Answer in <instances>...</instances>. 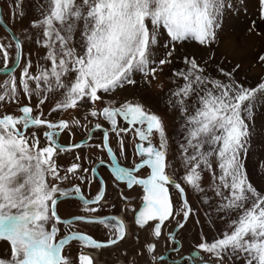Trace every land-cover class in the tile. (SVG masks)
<instances>
[{
  "label": "snow or ice",
  "instance_id": "snow-or-ice-1",
  "mask_svg": "<svg viewBox=\"0 0 264 264\" xmlns=\"http://www.w3.org/2000/svg\"><path fill=\"white\" fill-rule=\"evenodd\" d=\"M45 3L39 17L24 26V0H12L9 16L21 31L9 28L0 35V74L7 77L0 83V105H14L19 112L0 114V242L6 245L0 264H94L85 249L116 246L130 229L145 230L148 237L131 258L124 251L126 264H139L145 254L156 264L164 259L156 255L157 241L166 236L175 245L176 230L190 217L200 222L186 188L219 219L226 218V226L210 239L198 233V242L179 257V264H225V257L264 264V186H254L244 163L256 105L264 106V78L251 86L236 79L239 63L210 70L208 61L183 55L182 66L171 68L173 86L166 98L179 115L172 161L164 117L140 98L117 96L137 84L136 74L151 86L173 64L178 46L195 42L211 48L217 43L231 0ZM258 6L264 23V0ZM247 31L264 35L256 20ZM26 43L44 49L35 67L31 51L25 54ZM256 60L264 65V52ZM75 130L83 131L80 140ZM64 133L67 143L59 139ZM126 137L132 140L129 164L121 163L129 160ZM176 159L178 168L173 167ZM100 166L109 171L122 216L100 215L116 208L107 200L109 182L97 175ZM136 188L142 195L132 194ZM61 204L77 210L62 215ZM173 221L174 229L165 232ZM78 225L102 227L105 234L97 238ZM134 234L139 240V232ZM74 243L75 257L70 252Z\"/></svg>",
  "mask_w": 264,
  "mask_h": 264
},
{
  "label": "rangeland",
  "instance_id": "rangeland-1",
  "mask_svg": "<svg viewBox=\"0 0 264 264\" xmlns=\"http://www.w3.org/2000/svg\"><path fill=\"white\" fill-rule=\"evenodd\" d=\"M231 2L233 8L227 10L225 13L224 29L218 33V42L213 44L211 48L199 46L195 42H188L182 46H178V50L174 54L173 64L171 66H166L163 72L158 73L157 80L154 81L151 86L143 83L142 77L136 74L134 78L137 80V84L135 86H126L117 93V96H135L140 98L145 103L146 107L164 117L166 131L169 137L168 158L170 161L173 160L174 156H177V142L179 140L177 125L179 123V115L178 112L173 111L167 105L166 98L168 89L173 86L170 79L171 68L182 66L183 55L192 54L201 61H208L210 70L216 65L231 69L235 64L239 63L241 67L235 73L236 79L246 82V84L251 86H255V83L259 79L264 78V65L259 64L256 60L257 55L264 52V35L256 36L247 31L250 21L256 20L257 30L264 32V23L258 19V0H231ZM0 5L5 23L13 31L20 33L21 24H14L9 16L12 0H0ZM24 5L27 10V15L23 21L24 26L27 25L29 18H38L41 8L47 6L45 0H24ZM17 20H19V17H17ZM6 31L7 30L0 24V35H4ZM24 51L25 54L31 51L35 67L37 55L43 53L44 49L37 48L32 43H26ZM213 53V59L209 61L208 58ZM22 66L23 64H21V67ZM16 74H19V68ZM6 78L4 74H0V83ZM157 84H162L163 87H157ZM32 102L35 104V97ZM5 111L17 115L19 114L18 109L14 105H0V113L3 114ZM44 111L45 113L48 111L47 104L44 106ZM52 118L58 117L53 116ZM244 163L249 178L254 186L258 189L264 186V106L259 103L255 108L254 130ZM179 165L180 161L176 159L173 162V167L178 168ZM209 179L208 173L205 172L203 174L205 187L208 186ZM190 194L192 205L198 210L200 221L199 224H197L192 218L190 220L193 239L197 238L198 233L201 231L209 239L223 231L226 226V218L225 220L219 219L215 211L204 203H201V197L194 194L191 189ZM208 195L211 196V193L209 192ZM207 212L211 213L210 217L205 216ZM209 220L211 223H209ZM5 251L6 245L0 242V255H3ZM225 261L233 264H243L242 260H236L235 258L229 261L228 258L225 257Z\"/></svg>",
  "mask_w": 264,
  "mask_h": 264
},
{
  "label": "flooded vegetation",
  "instance_id": "flooded-vegetation-1",
  "mask_svg": "<svg viewBox=\"0 0 264 264\" xmlns=\"http://www.w3.org/2000/svg\"><path fill=\"white\" fill-rule=\"evenodd\" d=\"M93 123H95V121H93ZM29 130L32 131V129H29ZM75 131H76L75 139L80 140L81 137L83 136V131L82 130H75ZM100 135L101 133L97 132L94 139L98 140ZM59 139L62 143L69 142V137L67 133L62 134L59 137ZM125 140H126V150L129 155V160L122 159L121 163L129 164L131 161V156H132V147H131L132 140L130 137H126ZM41 142L42 143L44 142L43 137H41ZM156 142L158 143V139L156 140ZM113 147L114 148L117 147L115 142H113ZM68 158L69 157L67 156L62 157V159L64 160ZM105 158L107 159V157ZM97 175L98 177L103 176L104 179L109 182L107 200L110 203L116 204V208L114 210L111 208H105V210L102 213H100V215L122 216L123 215L121 213L122 204L119 202L117 191L111 183L110 174H109L108 169L106 167L100 166ZM121 187H123V185H121ZM95 190H96V182H94L92 185L93 194L95 193ZM186 192L188 194L189 202L192 204L190 189L186 188ZM137 193H140L142 195V192L139 188H136L135 192H133L132 194L136 195ZM135 203L139 204L140 200L137 199ZM60 208H61L62 215L67 214L69 211L75 212L77 210L75 207L69 208L66 204H61ZM190 220H191V217L183 229L176 230L177 243L175 245L170 243L166 236L162 237L159 241H157L156 255L158 256L163 255L164 259L157 260L156 264H170V261L174 259L177 260L179 264V257L181 255H186L189 252L191 245L195 242H198L197 238L193 239L191 235L192 232L190 228L191 227ZM129 223H130V220H129ZM77 227L85 229L86 231L93 234L97 238H101L105 234L104 229L102 227L97 228V227H91V226H85V225H78ZM174 227H175L174 221L172 223H168L165 229V232H167L168 230L174 229ZM135 232H139V240H137L136 235L134 234ZM147 237H148V233L145 230L130 229L127 238L122 243H119L118 245L113 246V247H106L103 249H85V252H87L94 258V264H126L125 256L123 254L124 251L127 250L129 252V258H131V256L135 254V251H139L141 249ZM174 247L179 248V251L178 252L172 251ZM70 252L74 257L78 255L77 245L75 243L70 249ZM138 259H139V264H151V257L148 254H145L144 256L139 257ZM225 264H233V263L225 261Z\"/></svg>",
  "mask_w": 264,
  "mask_h": 264
},
{
  "label": "water",
  "instance_id": "water-1",
  "mask_svg": "<svg viewBox=\"0 0 264 264\" xmlns=\"http://www.w3.org/2000/svg\"><path fill=\"white\" fill-rule=\"evenodd\" d=\"M0 12H2V10H1V5H0ZM0 24L8 31L9 30V26L5 23V21H4V19L2 18V19H0ZM11 29V28H10ZM11 31H13L12 29H11ZM9 34H10V32H9Z\"/></svg>",
  "mask_w": 264,
  "mask_h": 264
}]
</instances>
